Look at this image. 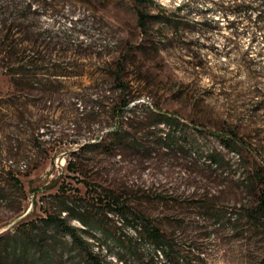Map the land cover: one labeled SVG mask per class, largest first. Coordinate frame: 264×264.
Masks as SVG:
<instances>
[{"label":"rangeland","instance_id":"obj_1","mask_svg":"<svg viewBox=\"0 0 264 264\" xmlns=\"http://www.w3.org/2000/svg\"><path fill=\"white\" fill-rule=\"evenodd\" d=\"M156 1L0 0V264H264L258 158L211 133L264 143L258 11Z\"/></svg>","mask_w":264,"mask_h":264},{"label":"trees","instance_id":"obj_2","mask_svg":"<svg viewBox=\"0 0 264 264\" xmlns=\"http://www.w3.org/2000/svg\"><path fill=\"white\" fill-rule=\"evenodd\" d=\"M140 4H155L158 5V2L156 0H137ZM257 2L256 0H238L235 1V3L229 7L232 12L235 13H244L247 14L249 11H258L256 17H255V22H256V28L263 30L264 31V0L262 3H255ZM178 10L183 9V5H180ZM155 17L160 18L161 22H173L176 21L178 22V19L168 17L167 15H164L163 13L158 12L156 15H153ZM149 18H151V15L146 13L144 10H139V23L145 31L149 29ZM178 26V25H176ZM260 54L264 55V52L261 51ZM131 100H126L123 105H126L130 102ZM229 123V121H227ZM169 125L172 126V123L169 119L168 121ZM234 125H229L226 128H220L216 130H211V133L213 135H216L221 139L222 144L231 150H243L246 149L248 150L254 157L258 158L257 161V167H256V172H255V180L257 183H259L260 191H259V196H258V205L255 209L256 214H263L264 215V160L260 159V156H264V143L260 141H255V142H248L246 140V137L241 134L240 132V127L238 122H234ZM73 164L72 160L69 162V166ZM15 182L18 183L19 185L22 186L21 180L17 177L14 178ZM117 206L116 203H113ZM51 217V216H50ZM81 218V217H80ZM82 222H84L86 227H89L88 221H86L84 218L80 219ZM59 221H61L59 224L64 221V219L59 217ZM146 230V235L153 241L157 242L158 245L162 246L163 248L165 247L163 251L159 250L160 254L162 256H170V250L171 247L169 248L170 245H168V238L164 235V233L161 231L159 227L156 225L149 223L145 227ZM68 231L73 237L75 242H79L80 244L84 245H90V242L87 241L84 236H82L83 232H89L86 231L85 229L75 226V225H68ZM169 250H168V249ZM89 258L93 261L95 264H100V258L98 254L94 253L93 251L89 252Z\"/></svg>","mask_w":264,"mask_h":264},{"label":"built area","instance_id":"obj_3","mask_svg":"<svg viewBox=\"0 0 264 264\" xmlns=\"http://www.w3.org/2000/svg\"><path fill=\"white\" fill-rule=\"evenodd\" d=\"M96 249H97L98 251H100V252H103L102 249L99 248V247H97V246H96ZM106 253H107V252H106ZM108 257H114V256H110V255L108 254Z\"/></svg>","mask_w":264,"mask_h":264},{"label":"bare ground","instance_id":"obj_4","mask_svg":"<svg viewBox=\"0 0 264 264\" xmlns=\"http://www.w3.org/2000/svg\"><path fill=\"white\" fill-rule=\"evenodd\" d=\"M106 251V250H105ZM111 254V253H110ZM111 256H112V254H111ZM118 257V256H117ZM121 260V259H120ZM113 261V260H112ZM115 262V261H114ZM119 262V261H118ZM115 264V263H114Z\"/></svg>","mask_w":264,"mask_h":264}]
</instances>
